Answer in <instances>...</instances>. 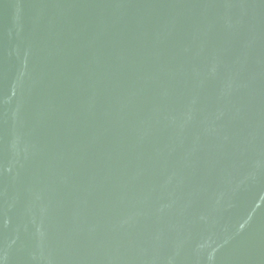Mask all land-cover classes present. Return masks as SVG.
Returning a JSON list of instances; mask_svg holds the SVG:
<instances>
[{
    "label": "water",
    "instance_id": "water-1",
    "mask_svg": "<svg viewBox=\"0 0 264 264\" xmlns=\"http://www.w3.org/2000/svg\"><path fill=\"white\" fill-rule=\"evenodd\" d=\"M0 264H264V0H0Z\"/></svg>",
    "mask_w": 264,
    "mask_h": 264
}]
</instances>
